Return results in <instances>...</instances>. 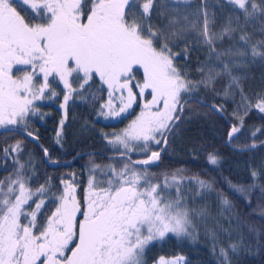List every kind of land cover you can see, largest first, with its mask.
Segmentation results:
<instances>
[{
	"label": "snow or ice",
	"instance_id": "obj_1",
	"mask_svg": "<svg viewBox=\"0 0 264 264\" xmlns=\"http://www.w3.org/2000/svg\"><path fill=\"white\" fill-rule=\"evenodd\" d=\"M20 6L30 19L17 10ZM216 6L230 10L219 29L213 27ZM153 15L166 23L154 26ZM179 41H186L182 53L174 51ZM197 49L204 59L198 60L194 78L177 67L176 57L187 61ZM257 64L264 65V0H0V134L23 131L36 140L29 130L32 117L43 118L36 102L60 95L64 118L58 144L70 100L92 104L106 92L96 109L106 120L126 117L133 105L140 106L126 128L104 134L119 160L90 162L82 194L74 173L61 177L59 185L49 177L33 187L35 168L31 156L21 159L22 140L0 150V167L8 172L0 178V264H145L146 252L157 242L195 241L196 220L206 223L209 212L207 206L189 207L185 188L192 192L188 185H194V199L217 191L214 182L185 175L183 169L157 174L150 166L160 161L191 104L226 117L231 100L236 105L231 117L238 123L230 122L227 143L241 152L264 145L256 138L259 128L251 132L250 143H235L249 112L264 113V92L253 103L243 85L247 75L239 71ZM221 78L225 83L218 90ZM93 81L99 83L95 91ZM201 90L222 102L207 103ZM43 152L50 163H58L47 148ZM132 153L142 158L133 159ZM208 161L218 165L219 157L210 152ZM260 175L251 168L252 183L225 181L250 205L257 188L264 198ZM217 199L220 215L231 217L229 228L219 221V231L205 228L217 264H232L233 256L253 246L264 253V231L242 222L223 191H217ZM258 215L264 218V208ZM220 232L229 238L227 247ZM233 232L239 234L235 240ZM155 264L187 261L161 256Z\"/></svg>",
	"mask_w": 264,
	"mask_h": 264
},
{
	"label": "trees",
	"instance_id": "obj_2",
	"mask_svg": "<svg viewBox=\"0 0 264 264\" xmlns=\"http://www.w3.org/2000/svg\"><path fill=\"white\" fill-rule=\"evenodd\" d=\"M198 2V0H197ZM25 6L18 7L21 15L26 18L30 17L24 11ZM216 11V29L224 23L225 17L230 10L221 12L219 7L214 8ZM31 22H35L32 20ZM241 19V23H242ZM152 23L154 26H163L166 19H162L159 15H153ZM251 31V29H249ZM259 33L255 34L258 37ZM254 37V38H255ZM186 41H179V46L174 48L178 53L183 52V45ZM227 46V41L225 45ZM203 51L197 49L190 54L189 60L185 61L182 56L176 57L177 67L181 70H187L188 74L196 77L195 68L198 60H203ZM245 72L247 79L243 81L245 92L253 103L256 102V94L264 92V65L250 66L248 69L239 70ZM225 79L221 78L216 87L222 90ZM62 87V86H61ZM99 87L98 81L92 82V91ZM59 91V89H58ZM199 96L207 103H221L219 97L213 96L210 92L201 90ZM106 92L92 104L85 103L80 99H73L68 102L67 119L65 120L62 140L58 144L56 142V133L59 130V122L64 118V110L60 108L63 102V95L53 100H47V103L39 105V111L43 118L35 116L31 118L29 130L36 134L38 144L35 145L20 132L11 134H0V150L9 144H14L17 140L23 141L24 152L21 156L22 160H27L29 156L35 168V175L32 177V186L36 187L44 183L47 178L52 179V183L59 185L61 177H67L69 173H74L79 181L83 193V187L86 185L90 162L96 164H107L110 158L119 160L114 153L112 146L108 145L104 139V134H112L126 128L131 122L135 114L127 115L125 120L118 122L104 123L97 117L96 109L104 102ZM239 95L236 96L237 102ZM236 105L229 100L225 107L228 115L221 117L217 113H212L207 108L198 104H191L185 109L184 116L178 123V127L173 134L169 136L168 145L161 153V159L157 164L150 166L152 171L157 174L172 173L177 169H183L185 175H199L202 179L213 181L214 188L217 191H223L235 205V210L239 214L242 222L245 224H253L255 227L264 231V218L258 215V211L264 208V198L257 188L252 193L251 204L249 205L238 194L233 193L228 187L225 178L231 180L235 184H250L252 178L250 169L255 168L261 172L259 184L264 186V145L257 147L254 151L241 152L234 146L227 143V132L230 122L233 121L231 113ZM135 110V108H134ZM136 111V110H135ZM104 123V124H103ZM261 129L257 133L259 141H264V113H259L254 108L245 117L244 127L237 135L239 139L236 144H247L252 139L251 132L255 129ZM3 130H0L2 133ZM47 148L52 159L57 160L59 166L52 168L48 165V158L45 157L43 148ZM160 147V146H159ZM214 152L219 157V164L212 165L208 161V153ZM2 154V153H0ZM132 158L138 157L136 153H132ZM0 163H4L0 161ZM68 164L67 166H63ZM8 171L11 170V161L6 162ZM139 167V166H138ZM3 167H0V178L7 175ZM162 178V176H161ZM193 191L189 192L185 188V193L189 197L188 204L190 207L200 208L207 206L209 216L206 223L200 219L198 228V238L195 241L183 240L178 241L175 237L157 242L150 246V250L146 252L145 264H154L159 257L164 256L172 259L178 256L186 258L187 264H217L216 258L211 252V241L205 236V228H217L219 224L223 228H229V219L231 217L227 212L224 216L220 215L221 208L217 199V191L206 194L203 197H194V185H188ZM257 209V211H253ZM43 211V210H41ZM38 220L43 222V217L38 216ZM232 227H235V221H232ZM220 242L227 247L228 237L220 232ZM238 233H232V239L238 238ZM246 242L251 240L247 230L244 229ZM232 264H264V253L257 252L253 246L252 251H241L238 255L232 257Z\"/></svg>",
	"mask_w": 264,
	"mask_h": 264
},
{
	"label": "rangeland",
	"instance_id": "obj_3",
	"mask_svg": "<svg viewBox=\"0 0 264 264\" xmlns=\"http://www.w3.org/2000/svg\"><path fill=\"white\" fill-rule=\"evenodd\" d=\"M106 99H107V94H106V98H105L104 101H106ZM36 103L40 105V103H41V104H43V103H47V100L37 101ZM102 103H103V102H102ZM134 108H135L136 111L134 110ZM139 111H140V106H138V105H133V109L130 110V113H133V114H135V116H136L137 114H139ZM135 116L133 117V119L135 118ZM98 119L106 124V123L118 122L119 120H125L126 118H125V117H117V118H109V119L106 120V119H104L103 117H100V118H98ZM104 123H103V124H104ZM18 132L22 133L21 131H18ZM119 132H120V131H119ZM119 132H114V133H119ZM114 133H112V134H114ZM22 134H23V133H22ZM112 134H109V136H111ZM33 144H34V143H33ZM35 145H37V144H35ZM154 147H159V146H155V145H154ZM188 205H189V207H190V204H188ZM198 222H199V220L196 221V225L199 224ZM154 264H155V263H154Z\"/></svg>",
	"mask_w": 264,
	"mask_h": 264
},
{
	"label": "water",
	"instance_id": "obj_4",
	"mask_svg": "<svg viewBox=\"0 0 264 264\" xmlns=\"http://www.w3.org/2000/svg\"><path fill=\"white\" fill-rule=\"evenodd\" d=\"M220 115V114H219ZM221 117H223L222 115H220ZM23 133V135L26 137L27 140H29L30 142L34 143V144H38L37 139L33 140L31 137H28L23 131H21ZM255 150V149H254ZM252 150V151H254ZM157 164V163H156ZM48 165L52 168H57L59 166V164H52L50 162H48ZM68 164H64L63 166H67ZM155 165V164H154ZM153 166V165H152Z\"/></svg>",
	"mask_w": 264,
	"mask_h": 264
}]
</instances>
